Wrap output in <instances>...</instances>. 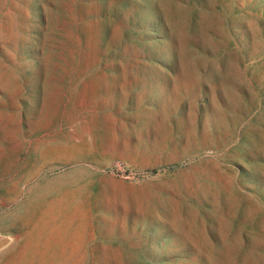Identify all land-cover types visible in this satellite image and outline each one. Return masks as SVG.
I'll list each match as a JSON object with an SVG mask.
<instances>
[{
  "label": "rangeland",
  "instance_id": "obj_1",
  "mask_svg": "<svg viewBox=\"0 0 264 264\" xmlns=\"http://www.w3.org/2000/svg\"><path fill=\"white\" fill-rule=\"evenodd\" d=\"M229 1L0 0V264H264V0Z\"/></svg>",
  "mask_w": 264,
  "mask_h": 264
},
{
  "label": "bare ground",
  "instance_id": "obj_2",
  "mask_svg": "<svg viewBox=\"0 0 264 264\" xmlns=\"http://www.w3.org/2000/svg\"><path fill=\"white\" fill-rule=\"evenodd\" d=\"M232 1H233V0H232ZM232 1H231V2H232ZM241 1H242V0H241ZM256 1H258V0H256ZM229 2H230V1H229ZM231 2H230V3H231ZM227 3H228V2H227ZM233 3H234V2H233ZM245 3H246V2H245ZM239 4H240V3H239ZM258 4H259V3H258ZM261 4H263V2H262ZM247 5H248V4H247ZM242 6H243V4H242ZM244 7H245V4H244ZM261 8H262V7H261ZM261 8H259V9H261ZM244 9H245V8H244ZM252 9H253V8H252ZM257 9H258V8H257ZM228 10H229V9H228ZM240 11H241V10H240ZM243 11H244V10H243ZM246 12H248V11H246ZM256 12H257V11H256ZM248 14H249V13H248ZM253 14H254V13H253ZM255 14H256V13H255ZM260 16H261V15H260ZM260 19H261V18H260ZM261 20H264V19H261ZM261 20H260V21H261ZM258 42H259V41H258ZM261 71H262V70H261ZM262 73H263V72H262ZM254 80H255V79H254Z\"/></svg>",
  "mask_w": 264,
  "mask_h": 264
}]
</instances>
